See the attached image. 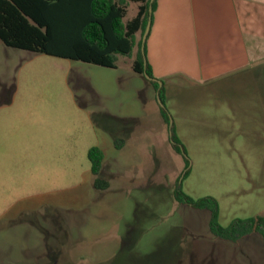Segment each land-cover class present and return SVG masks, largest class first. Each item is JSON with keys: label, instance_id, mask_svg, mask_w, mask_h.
<instances>
[{"label": "rangeland", "instance_id": "rangeland-1", "mask_svg": "<svg viewBox=\"0 0 264 264\" xmlns=\"http://www.w3.org/2000/svg\"><path fill=\"white\" fill-rule=\"evenodd\" d=\"M137 51L107 67L0 39V264H264L259 233L217 238L174 195L215 197L225 226L264 215V70L160 96Z\"/></svg>", "mask_w": 264, "mask_h": 264}, {"label": "trees", "instance_id": "trees-1", "mask_svg": "<svg viewBox=\"0 0 264 264\" xmlns=\"http://www.w3.org/2000/svg\"><path fill=\"white\" fill-rule=\"evenodd\" d=\"M130 2L138 3V11L126 19ZM150 6L153 18L157 0H0V39L11 47L107 67H116L119 55L131 56L138 44L134 71L155 77L149 62H144L143 37L136 41L139 31L144 34ZM144 53L146 56L145 45ZM152 83L162 96L164 82L162 86L157 81ZM175 148L181 151L178 144ZM89 158L96 186L108 187L106 180L100 184L99 176L104 150L92 147ZM174 195L182 204L209 210L210 230L217 238L238 242L259 233L264 241V215L235 218L225 226L219 221L220 205L215 197L196 199L183 190L181 183Z\"/></svg>", "mask_w": 264, "mask_h": 264}, {"label": "crops", "instance_id": "crops-1", "mask_svg": "<svg viewBox=\"0 0 264 264\" xmlns=\"http://www.w3.org/2000/svg\"><path fill=\"white\" fill-rule=\"evenodd\" d=\"M145 46L156 78L215 82L259 73L264 0H157Z\"/></svg>", "mask_w": 264, "mask_h": 264}, {"label": "water", "instance_id": "water-1", "mask_svg": "<svg viewBox=\"0 0 264 264\" xmlns=\"http://www.w3.org/2000/svg\"><path fill=\"white\" fill-rule=\"evenodd\" d=\"M152 6H150L149 8V13H150V16H149V19H148V22H147V25H146V28H145V31H144V34H143V45H142V52H143V56H144V62H145V65H146V56H145V53H144V45H145V42H146V39H147V36H148V33L150 31V28H151V23H152ZM145 76L151 80V81H157L159 83L160 86H162L163 82L159 79V78H156V77H151L149 74H147L145 72Z\"/></svg>", "mask_w": 264, "mask_h": 264}]
</instances>
